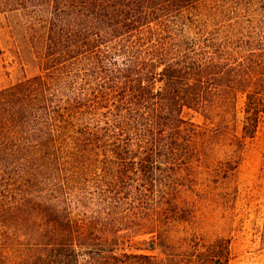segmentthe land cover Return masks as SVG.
<instances>
[{
  "label": "rangeland",
  "instance_id": "1",
  "mask_svg": "<svg viewBox=\"0 0 264 264\" xmlns=\"http://www.w3.org/2000/svg\"><path fill=\"white\" fill-rule=\"evenodd\" d=\"M135 1L145 15L141 11L134 26L146 30L142 46L148 44L150 52L151 40L167 42V32L177 33L184 16L196 22L187 26L193 31L222 28L221 36L236 39L240 32L245 39L258 40L262 35L264 40V0H242L239 10H235L236 0H199L189 8H182L178 0ZM108 3L127 10L124 4L130 1ZM98 9L112 12L98 0H0V91L33 77L77 74L79 69L107 78L110 72L103 75L100 60L92 52L86 54L84 47L85 24L98 27L90 21ZM131 35L136 42V33ZM138 52L136 60L145 56L144 51ZM242 107V99L237 110L231 108L229 113L222 104L210 107L206 110L209 119L199 109L183 111L187 121L206 129L207 140L192 144L196 149L177 170L156 172L162 178L160 182L156 179V186L172 187L167 194L180 209L179 218L165 226L162 247L150 249L157 241L155 231H160L163 206L152 199V174L141 171V166L136 171L131 168L133 162L148 166L147 158L135 154L139 158L133 156L122 167L123 160H114L110 154L86 160L74 151L63 154L61 169L11 173L9 180L0 179L1 260H16L18 254L45 242L53 222L64 226L70 215L72 225L101 235L118 255L146 254L164 260L165 252L183 253L188 240L196 236L208 243L227 241L230 255L225 264H264V117L253 137L243 138ZM75 199L80 202L71 206Z\"/></svg>",
  "mask_w": 264,
  "mask_h": 264
},
{
  "label": "trees",
  "instance_id": "2",
  "mask_svg": "<svg viewBox=\"0 0 264 264\" xmlns=\"http://www.w3.org/2000/svg\"><path fill=\"white\" fill-rule=\"evenodd\" d=\"M98 1L112 12H92L90 21L98 27L85 24L84 47L86 54L92 52L100 60L103 75H110L97 78L79 69L77 74L33 77L0 91V179L9 180L11 173L61 169L63 154L74 151L86 160L110 154L114 160H123L122 167L135 154L144 156L148 166L133 162L131 168L136 171L141 166V171L151 172L152 199L163 204L157 241L150 246L154 250L163 245L165 226L180 214L167 194L173 188L156 186V179H162L156 172L177 170L196 149L192 144L207 140L206 129L187 121L183 111L199 109L209 119L210 107L222 104L229 113L231 108L237 110L242 99V137H253L264 117V40L262 35L258 40L245 39L240 32L236 39L221 36L222 28L193 31L187 26L196 22L184 16L177 33L167 32V42L151 40L150 52L148 44L142 46L146 30L134 26L141 11L145 15L135 0L124 4L127 10L108 5V0ZM178 1L182 8H189L199 0ZM241 2H233L235 10ZM113 18L118 21L109 24ZM133 33L136 42L131 39ZM141 50L145 56L136 60ZM118 55L124 58L118 61ZM99 189L107 196V191ZM67 220L64 226L53 222L46 241L18 254L16 260L4 257L3 262L0 257L1 264H225L229 260L227 241L208 243L196 236L188 240L187 250L165 252L164 260L146 254L118 255L101 235L81 231L72 225L70 215Z\"/></svg>",
  "mask_w": 264,
  "mask_h": 264
}]
</instances>
